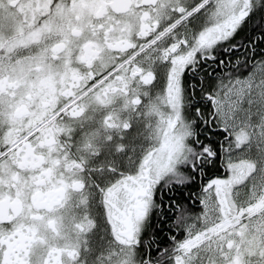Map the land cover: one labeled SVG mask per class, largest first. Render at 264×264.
Wrapping results in <instances>:
<instances>
[{
  "label": "snow or ice",
  "instance_id": "snow-or-ice-1",
  "mask_svg": "<svg viewBox=\"0 0 264 264\" xmlns=\"http://www.w3.org/2000/svg\"><path fill=\"white\" fill-rule=\"evenodd\" d=\"M0 264H264V0H0Z\"/></svg>",
  "mask_w": 264,
  "mask_h": 264
}]
</instances>
